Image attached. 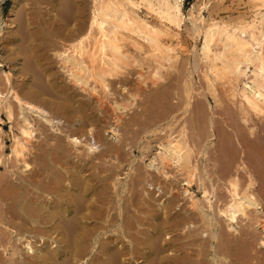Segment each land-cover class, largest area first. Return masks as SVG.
<instances>
[{
    "label": "bare ground",
    "instance_id": "1",
    "mask_svg": "<svg viewBox=\"0 0 264 264\" xmlns=\"http://www.w3.org/2000/svg\"><path fill=\"white\" fill-rule=\"evenodd\" d=\"M23 1L12 0L4 22L11 30L3 36V47L9 55L0 61V264H207L209 261L226 264L225 258L217 260V252L208 259L209 253L204 249L208 248L211 238H216L211 231L201 230L199 239L185 244L171 241L185 222L179 214L169 216V211L163 216L159 213L156 208H161L164 203L156 200V194L147 193L148 198L152 197L157 203L156 211H148L155 225L150 224L148 217L135 216L130 207L145 205L147 198H140L138 193L150 190L151 194L158 192L161 195L164 191L162 183L167 180L168 173L156 167L157 164L180 169L185 174L184 185L190 187L201 159L205 158L206 163L212 160L218 127L226 134L229 131L236 140H239V131H244L251 144L264 141L262 22L258 32L254 28L255 21L232 29L223 27L224 23L207 22L210 25L204 28L201 27L204 25H197L198 19L189 16L194 22L191 23L194 25L191 35L196 40L198 37L203 39L200 50L208 63L203 73L206 89L202 94H195L196 80L191 76L201 66L195 61L193 49L187 56L184 83H179L178 74L168 76L169 79L164 74V70L167 72L166 69L178 62L179 35L171 33L170 28L180 29L183 25L186 16L181 11L182 0H156L155 9L148 10H152L156 23L141 18L139 4L131 0H35V19L30 17ZM252 1L259 11L264 8V0ZM199 20L201 23L203 18ZM133 37L147 47L144 54L148 72L145 75L141 67L144 75L138 73L137 83L126 69V73L121 70V65H127L131 54L123 52L120 43L127 40L138 53L141 50L142 45ZM218 42L222 49L213 52L211 45ZM58 45L61 48L58 49ZM18 48L23 54L16 55ZM49 52L55 53L57 62L50 60ZM22 55L24 58H19ZM251 68L252 80L250 84L244 83L239 99L235 94H231L229 100L227 98V104L236 106L235 111L231 107L232 110L227 111L220 95H216L215 83L226 80L232 85L239 76H247L246 72ZM164 79L168 80L165 82ZM226 95L230 94L227 92ZM203 100L208 102L209 110L202 107ZM6 125H9L7 130L4 129ZM104 132H110L114 141H105ZM238 145L244 148L239 141ZM100 146L103 147L100 149ZM242 148L235 155L239 158L237 165H233L235 169L229 166L230 159L228 162L224 158L222 163H227L218 171L229 176L232 168L234 170V176L227 181L229 201L223 209L215 207L217 215L226 223L225 228L227 226L233 234L238 217H247L249 209L263 216L258 224L264 231V205L254 191L255 178L264 170L247 166L243 160L247 151ZM136 150L142 156L141 160L148 151V154L150 150L155 152L148 164L155 173H149L147 169L148 178L137 169L140 167L136 164L138 159L135 154L132 156ZM199 156L201 161L197 165ZM257 159L264 161V151H260ZM213 165L200 166L204 175L214 174L208 169ZM126 168V178L120 182L119 172ZM237 173L247 176L241 193L237 190ZM224 183L222 188L226 189ZM140 186H144V190H139ZM199 189L211 211L210 192L205 186ZM182 192L189 193L187 188ZM189 198L192 201L194 197ZM193 201L190 206L197 210ZM206 211L201 210L199 215L208 228L213 226L214 220ZM110 224L116 225L117 229L110 231L108 242L105 239L101 242L100 232ZM134 224L144 228H134L136 231L131 233L134 226L140 228ZM166 230L169 232L163 238ZM118 232L121 237L128 234L133 237L131 249H124L129 245H125L126 242L125 247L119 245L118 238L114 237ZM188 246L200 250L189 252ZM260 246L264 248V236ZM89 254L94 256L88 260ZM239 263L245 262L240 260Z\"/></svg>",
    "mask_w": 264,
    "mask_h": 264
},
{
    "label": "rangeland",
    "instance_id": "2",
    "mask_svg": "<svg viewBox=\"0 0 264 264\" xmlns=\"http://www.w3.org/2000/svg\"><path fill=\"white\" fill-rule=\"evenodd\" d=\"M90 2V0H87V2ZM131 1H134V3L136 4V3H138L139 4V15H140V17L141 18H144V19H146V20H148L149 22H152V21H154L155 20V22L154 23H156V17L153 15V12H152V10L153 9H155V6L157 5V1L156 0H131ZM137 1V2H136ZM142 3H141V2ZM146 3H145V2ZM150 1H152V3L150 4L149 2ZM155 1V2H154ZM24 2V5L23 6H25L26 5V8H28V10H29V15H30V13H31V15H30V17H33L34 19H35V0H24L23 1ZM140 2V3H139ZM25 3H27V4H25ZM145 3V4H144ZM11 4H12V0H0V28H2V31H1V33H0V61H2V60H5L6 58H8V55H9V52L7 51V50H5V48L3 47V43H4V38L6 37V34L11 30V28L10 27H6V26H4V22L6 21V19H7V16H8V14H9V9H10V6H11ZM23 4V3H22ZM21 4V5H22ZM194 4V5H193ZM206 5V6H205ZM254 5V6H253ZM147 6V8H145ZM191 6H193V9H191L192 7ZM250 7V8H249ZM145 8V9H144ZM149 8H151L150 9V11H148L149 10ZM254 8V9H253ZM182 10V13H183V16L185 17V20L182 22L183 23V25L181 24V26H180V29H176V28H173V27H171L170 28V32L171 33H174V32H176L179 36H178V40H179V42H180V45H179V47H176V54L178 55V58H177V60H178V62H176L177 64L174 66V67H169V69H166L167 70V72H165V70H164V74H165V77H167L168 79H169V77H173V76H175V75H179V83L181 82V81H183V83H184V81L186 80V79H184L185 77V68H186V63L188 62V58L189 57H187L189 54V51L190 50H194V56H195V61H196V63L198 64V65H200L201 67H197L196 68V70H195V72H197V73H195V75L194 76H191V78L192 79H194V80H196V81H194L195 82V91L196 92H194L195 94L197 93V94H202L201 92H203V91H205V89H206V84H205V80H204V77H203V73H204V71H205V65L207 66L208 65V63H206V61L202 58L203 56H202V53H201V50H200V48H201V46H202V41H203V39L201 38V37H198L197 38V40L196 39H194L195 37H192L193 35H191L193 32H192V30H193V28H194V25H192L194 22H192L193 20L192 19H198V21H197V25L198 26H200V25H204V26H201V27H204V28H207L210 24H220V23H224V25H223V27H226V28H230V29H232L234 26H236V27H238V26H240V24H242V25H246V24H248V22H251V21H255V31L256 32H258L259 30H260V28H261V22H262V25L264 26V8H262L260 11L258 10V9H256L255 8V4H254V2L252 1V0H182V8H181ZM256 9V10H255ZM189 10V11H188ZM191 10V11H190ZM258 11V12H257ZM151 12V13H150ZM192 12V13H191ZM189 13V14H188ZM33 14V15H32ZM200 14V15H199ZM256 14V15H255ZM19 15V13L17 14V16ZM199 15V16H198ZM192 18H190V17ZM197 16V17H196ZM203 18V21L200 23V18ZM258 17V18H257ZM14 18V17H13ZM17 18V17H16ZM16 18H14V19H16ZM260 18V19H259ZM263 18V19H262ZM187 19V20H186ZM190 19V20H189ZM208 19V20H207ZM192 20V21H191ZM213 22H212V21ZM262 20V21H261ZM16 21V20H15ZM205 21V22H204ZM216 21H218V22H216ZM207 22H209V23H207ZM212 22V23H211ZM216 22V23H215ZM259 22V23H258ZM16 23H17V21H16ZM192 23V24H191ZM205 23H207V24H205ZM232 23H234L233 25H232ZM228 24V25H227ZM237 24H239V25H237ZM190 25H192L193 27L191 28V26ZM207 25V27H205ZM222 25V24H221ZM227 25V26H226ZM17 26V25H16ZM229 26V27H228ZM258 26V27H257ZM257 27V28H256ZM229 29V30H230ZM263 29H264V27H263ZM3 32V33H2ZM5 33V34H4ZM121 34V36L122 35H124L125 37L127 36V35H125L124 33H120ZM195 35V34H194ZM247 35V34H246ZM3 36H5V37H3ZM120 36V35H119ZM194 39V40H192V38ZM134 38V37H133ZM134 40L135 41H137L139 44H141L142 45V47H141V50L139 51V53H138V50L137 49H135V47H133V45L130 43L129 44V42L127 41V40H125L123 43H120V45H122V51L123 52H128L129 54H131V56H130V58L127 60V65L125 66V65H121V70H122V72H125L124 71V69H126V71L127 72H129L130 74H131V76H130V78L132 77V80H133V82H135V83H137V78H135L136 76H138V73H141L142 75H147L146 73L148 72V69H147V66H145V65H147L146 63H148V60L146 59V56H145V52H146V50H147V47H146V45L143 43V42H141V40H139V39H137V38H134ZM57 41V40H56ZM196 41V42H195ZM18 42H20V41H16V44H19V45H21V42L20 43H18ZM58 43H59V41H57ZM175 42V41H174ZM173 42V43H174ZM15 44V45H16ZM219 44V45H218ZM18 45V47H20ZM67 45V44H66ZM211 47H212V51L214 52L215 50L216 51H218V50H221L222 49V44L220 43V42H218V43H215V44H213V45H211ZM219 47H221V48H219ZM58 49L59 48H61L59 45H58V47H57ZM216 48V49H215ZM57 49V50H58ZM137 50V51H136ZM197 50V51H196ZM18 51V52H17ZM215 51V52H216ZM16 55L17 54H23V52H22V50L20 49L19 50V48L16 50ZM54 52H52V54H53ZM49 55H50V60L51 61H53V63H55V62H57V60H56V56H55V53H54V55H52L51 54V52H49L48 53ZM18 55V56H19ZM139 57H140V59H139ZM19 58H24V56L22 55V56H20ZM197 58V59H196ZM187 59V60H186ZM200 59V60H199ZM130 60V61H129ZM134 60V61H133ZM135 60L137 61V62H135ZM144 60V61H143ZM128 61H129V64H128ZM187 61V62H186ZM201 61V62H200ZM183 63V64H182ZM140 64V65H139ZM203 65V67H202V65ZM125 66V67H124ZM141 67H142V69L143 70H145V73H144V71L141 69ZM175 67H176V70H175ZM145 68V69H144ZM182 69V70H181ZM202 69V70H201ZM6 70V69H5ZM142 70V71H141ZM179 70H180V72H179ZM187 70V69H186ZM200 70V71H199ZM251 70H252V68L251 69H248L247 70V76H239V77H241V78H237L234 82H233V84L231 85V84H229L228 83V81H226V80H223V81H217L215 84H216V87H217V90L219 91H217V94H216V92H215V94L216 95H220L219 97H221V100H222V106L223 107H225L226 109H227V111H229L230 112V109L232 108V109H234L233 111H235V107H234V105H232L231 103H229V104H227L228 103V100H229V98H230V96H231V94H235L237 97H236V99H239V97H240V92L239 91H241V89L243 88L242 86L244 85V83L246 82V84H250V82H251V80H252V74H251ZM199 71V72H198ZM144 74H143V73ZM176 72V73H175ZM249 72V73H248ZM126 73V72H125ZM172 73V74H171ZM181 73V74H180ZM183 73H184V75H183ZM187 73H189V70H188V72ZM186 73V74H187ZM136 74V75H135ZM180 75H181V77H180ZM169 76V77H168ZM249 76V77H248ZM186 77H187V75H186ZM203 77V78H202ZM251 77V78H250ZM198 78V79H197ZM243 78H244V80H243ZM250 78V79H249ZM168 79H164V81L166 82ZM184 79V80H183ZM242 79V80H241ZM135 80V81H134ZM200 82H199V81ZM240 80V81H239ZM202 81H203V83L205 84H203L202 83ZM224 81H225V84H227V85H225V84H223L224 83ZM175 81H173V83H174ZM219 82H220V84H219ZM239 82V84H237ZM242 84V85H241ZM221 85H224L223 87L221 86ZM236 85H238L237 87H236ZM200 86V87H199ZM227 86V87H226ZM229 86V87H228ZM201 87H202V90H201ZM231 87V88H230ZM232 87H234V88H232ZM237 88V90H236V88ZM223 88H225V89H223ZM204 89V90H203ZM222 89V90H221ZM228 89V90H227ZM231 89V90H230ZM146 90H149V88H147ZM221 90V91H220ZM223 90H224V92H223ZM200 91V92H199ZM230 94V95H226L227 94V92ZM233 91V92H232ZM223 93H224V95H223ZM222 94V95H221ZM222 96H223V98L224 99H222ZM200 98H202V97H200ZM227 98H228V100H227ZM203 99V98H202ZM211 98H209V100H210ZM206 102V103H205ZM210 102H211V104L213 105L214 103H213V101H212V99L210 100ZM224 102V103H223ZM226 102V103H225ZM206 104V105H205ZM203 106L202 107H204L206 110L208 109L209 110V106H208V102L206 101V100H203V104H202ZM225 105V106H224ZM226 105H227V107H226ZM229 105V106H228ZM231 107V108H230ZM230 108V109H229ZM135 109H137V108H135ZM231 109V110H232ZM131 111V110H130ZM129 111V112H130ZM128 112V113H129ZM9 126V125H8ZM8 126L6 125L5 127H4V129L5 130H7L8 129ZM227 130H229V129H227ZM216 139H215V142H214V145H213V147H216L212 152H213V154H212V160H211V162H209V163H206L207 161L205 160V158L204 159H201L202 160V162H200L201 160H199L200 159V157L201 156H199V158L197 159V165H198V162H200L199 164L200 165H198L197 166V171L199 170V172H197L196 171V177H194V182H193V184L190 186V187H187L186 185H184L185 184V182H184V180H185V174H184V172H181L180 171V169L178 170V168H176L174 165H171L172 167L170 168L169 166H160L159 164H157L156 165V167H161V169H163V171H165L166 173H168V178H170V180L167 178V183H166V181H164L163 180V182L164 183H162V187H164V191L161 193V195H160V193L158 194V192H156V193H153V194H151L149 191L150 190H148V192H146L147 190L146 189H148V187H146L145 188V192L143 191V193H138L139 195H141V197L140 198H147L146 199V203H144L145 205L144 206H142V205H140V207H139V205L138 204H134L133 205V207H130V211H131V213H133L135 216H140V217H148L149 219H151L150 220V224L151 225H155L156 224V222H153V220H152V216L150 215V212H152L153 210L154 211H156V209H157V211L160 213H162V215L164 216V213H168L169 211V213L167 214V215H169V216H171L172 214H179L181 217H183V219H184V222H185V224L183 223L181 226H180V229H178L177 230V234L176 233H174V237H171L170 239H171V241H174V240H176L177 241V243L178 244H185V243H188V242H190V240H192V239H194V238H196V239H199V236H201V233H202V231H208V232H210L211 231V233L213 232L214 234H215V236H216V238H215V240L214 239H210V241H209V243L210 244H207L208 245V248L206 247L204 250L205 251H207L208 253H209V256H208V259L210 260V258H213L212 256L214 255V252H217L218 254H217V256L219 257V259H217L218 261H220V260H222V259H226V264H240L239 262H240V260L241 261H244L245 263H243V264H251V263H253V264H264V248H261V246H260V240L262 239V237L264 236V231L261 229V227L259 226V224H258V222L261 220V218L263 217V216H261L260 214H257L253 209H249V210H247V217H242V216H239L238 217V219H237V222H236V224H235V232H234V234H233V232H230L228 229H227V226H226V228H225V221H224V219L221 217V216H219V215H217V212H218V210H217V208L218 209H223L224 207H225V205L227 204V202L229 201V199H230V196H229V193H228V184H227V181L229 180V179H231L232 178V176H234V175H232V174H234L233 172H234V170H233V168L235 169V167L234 166H236L237 164L236 163H238V161H239V158H238V156H235V155H238V152L240 151V149L242 148L241 146H239L238 145V141L239 142H241L242 143V145H244L243 147L246 149L245 151H247V153H246V156L245 155H243V156H245L244 157V161H246V163H247V166H251V167H257L258 166V169H263L264 170V161H262V162H259V161H257L258 159V157H259V155H260V151H264V141L261 143V142H259V143H255V145L254 144H251L250 142H249V140H248V138H247V135L245 134V132L244 131H239V140H236V138L235 137H233V135L229 132V131H227V134H226V132L224 133V132H222V130L218 127L217 129H216ZM222 132V133H221ZM105 134H103V138L105 139V141H107V142H112V141H114L113 139V136H112V134L110 133V132H104ZM121 133V132H120ZM219 133V134H218ZM223 134V135H222ZM243 134V135H242ZM223 137V138H222ZM226 137V138H225ZM246 137V138H245ZM234 138V139H233ZM224 139V140H223ZM225 139H226V141H225ZM231 139V140H230ZM220 140V141H219ZM104 141V140H103ZM146 141H148V140H146ZM222 141V142H221ZM225 141V142H224ZM230 141V142H229ZM232 141V142H231ZM244 141V142H243ZM218 142V143H217ZM217 143V144H216ZM222 144V145H221ZM224 144V145H223ZM237 144V145H236ZM246 144H247V146H246ZM239 146V147H238ZM101 147H103V146H100L99 148L101 149ZM249 147H250V152H249ZM254 147V148H253ZM261 147V148H260ZM223 148H225V149H223ZM232 148V149H231ZM244 148H242V149H244ZM253 148V149H252ZM252 149V150H251ZM221 150V151H220ZM228 150H229V152H228ZM239 150V151H238ZM254 150V151H253ZM154 151H158L157 149L155 150V148H154ZM153 150H152V152H151V150H150V153L148 154V152H147V154H145L146 156V158L143 156V158L144 159H140V157H142V156H140V153L136 150V151H134V153L132 154V156L134 155L135 157H137V162H136V164H137V166H140V167H137V169H138V171H140L141 173H143V176H144V178H145V176H146V178H148L149 177V174L147 173V174H145L146 172H148V171H150L149 173H155V170L153 169V168H150L149 167V162H150V160H151V158L153 157V153H155ZM258 151V152H257ZM231 153V154H230ZM233 153V154H232ZM257 153V154H256ZM214 154L216 155L215 157H214ZM219 154V155H218ZM222 154V155H221ZM227 154V155H226ZM229 154V155H228ZM259 154V155H258ZM217 156L219 157V159L217 158ZM226 156V157H225ZM229 156V157H228ZM231 156V157H230ZM242 156V157H243ZM150 159H149V158ZM224 158L229 162V159H230V162H229V166H232L233 168H232V173L229 175V176H226V175H223L221 172H218V171H221L222 170V168H223V164H225V163H227V161L226 162H224V163H222L223 161H224ZM234 158V159H233ZM216 159L218 160V161H216ZM215 160V161H214ZM219 160H220V162H219ZM222 160V161H221ZM232 160V161H231ZM214 161V162H213ZM144 162V163H143ZM206 164H205V163ZM142 165H145V166H142ZM230 163H231V165H230ZM257 163V164H256ZM203 164V165H202ZM208 164L209 165H217V167H216V165L214 166L213 165V167H211V166H209L208 167V169L209 170H211L212 169V171H213V173L214 174H211L210 176H206V175H204V172L202 171V169H201V167L200 166H203V167H205V166H208ZM219 164H221V165H219ZM253 164V165H252ZM263 166H262V165ZM170 165V164H169ZM234 165V166H233ZM222 166V167H221ZM144 167H146V168H144ZM165 167V168H164ZM221 168V169H219L218 170V168ZM262 167V168H261ZM144 168V169H143ZM167 168H170V169H168L167 170ZM217 170H216V169ZM123 169V168H122ZM147 169H148V171H147ZM177 169V170H176ZM214 169V170H213ZM2 170V168H0V172H2L1 171ZM172 170V171H171ZM174 170V171H173ZM201 170V171H200ZM175 172V173H174ZM176 172H178V173H176ZM201 172H202V174H201ZM119 173H121V176H120V178H119V180H120V182L121 181H123V179L125 180V178H126V176H125V173H127V168L126 169H124V170H121ZM170 173V174H169ZM174 173V174H173ZM145 174V175H144ZM179 174V175H178ZM261 174V175H260ZM124 175V176H123ZM182 177H181V176ZM199 175V176H198ZM201 175H203V177H201ZM212 175H214V176H216V177H218V178H216V177H212ZM217 175H220V176H217ZM243 175V176H242ZM148 176V177H147ZM174 176H175V178H174ZM180 176V177H179ZM226 176V177H225ZM237 178H238V186H237V190H238V192L239 193H241L242 191H243V189H244V187H245V183H246V181H247V176L245 175L244 176V174H242V173H237ZM240 176V177H239ZM174 179H173V178ZM209 177H211L210 179H209ZM221 177V178H220ZM246 177V178H245ZM202 180H201V179ZM208 178V179H207ZM217 180H216V179ZM220 178V179H219ZM173 179V180H172ZM198 179V180H197ZM213 179V180H212ZM225 179V180H224ZM256 180V183H255V188H254V191H255V193L257 194V196L259 197V199H261V201L263 202V205H264V182H261L260 180H263L264 181V173H258V177H256L255 178ZM175 180H176V182H175ZM206 180V181H205ZM207 180H209V182H207ZM216 180V182L215 183H217V184H215L214 183V181ZM219 180V181H218ZM168 181L170 182V183H168ZM200 181V182H199ZM223 181V182H222ZM224 181H225V183H224ZM174 182V183H173ZM182 182V183H181ZM184 182V183H183ZM205 182H207V183H205ZM211 182L213 183V184H215V185H212L211 184ZM220 182H222V183H224L225 185L227 184V186L226 187H224V188H226V189H223L222 187H223V184L222 183H220ZM171 183L173 184L172 186H169V185H171ZM178 183V184H177ZM204 184L203 186L202 185H197V184ZM222 184L221 186L219 185V184ZM145 184V183H144ZM165 184V185H164ZM169 184V185H168ZM178 185V186H177ZM180 185V186H179ZM207 185H208V187H207ZM217 185H219V186H217ZM174 186H176V187H174ZM205 186V189L207 190V191H209L210 192V196H209V198H210V200L212 201V209H214V210H212L211 209V211H210V209L208 208V203H207V201L204 199V198H202L201 196H202V193H201V190L199 189L200 187H204ZM165 187H167V188H165ZM170 187V188H169ZM198 189H197V188ZM210 187V188H209ZM211 187H212V189H211ZM140 188H141V190L144 188V186H140V187H138V189L140 190ZM188 189V192L189 193H187V195H186V193L185 192H182V191H185V189ZM215 188H216V190H215ZM218 188V189H217ZM242 188V189H241ZM258 188V189H257ZM262 188V189H261ZM168 189V190H167ZM180 191H179V190ZM182 189V190H181ZM184 189V190H183ZM190 189V190H189ZM210 189V190H209ZM214 189V190H213ZM241 189V190H240ZM144 190V189H143ZM172 190V191H171ZM174 190V191H173ZM227 192H226V191ZM177 191V192H176ZM142 192V191H141ZM184 194V195H182V193ZM147 193H148V195L150 194L151 196L152 195H155L156 194V200H160L161 201V203H164V205L161 207V208H159V206H157V203L156 202H153V198L151 197V199H152V202H151V199H149L150 198V196H147ZM164 193V194H163ZM176 194V195H175ZM214 194V195H213ZM145 195V196H144ZM173 195V196H172ZM147 196V197H146ZM190 196H192V201H191V199L189 198ZM211 196H213V197H211ZM222 196V197H221ZM149 197V198H148ZM170 197L172 198V199H170ZM175 197H177V198H175ZM190 200H189V199ZM166 200V201H165ZM169 200V201H168ZM193 200H195V202H196V204H197V206H198V209L197 210H192V206H190L191 205V203L192 202H194ZM164 201V202H163ZM185 201V202H184ZM191 201V202H190ZM166 202V203H165ZM206 202V203H205ZM215 202V203H214ZM147 203H149V204H147ZM169 203V204H168ZM190 203V204H189ZM226 203V204H225ZM147 204V205H146ZM177 204V205H176ZM138 205V206H137ZM150 205V206H149ZM153 205V207H151ZM204 207V209H202V206ZM217 205V206H216ZM155 206V207H154ZM156 206H157V208H156ZM174 206V207H173ZM190 206V207H189ZM137 207H139V208H142V207H145V208H142V212H139V208H137ZM182 207V208H181ZM189 207V208H188ZM215 207H217V208H215ZM132 208V209H131ZM135 208V209H134ZM156 208V209H155ZM166 208V209H165ZM167 208H170V209H167ZM186 210H185V209ZM206 208H208L207 210L208 211H206L205 209ZM144 209H146V211L144 210ZM151 209V210H150ZM161 209V210H160ZM162 209H164V210H162ZM177 209V210H176ZM183 209V210H182ZM150 210V212H148ZM185 210V211H184ZM201 210H204V211H206V212H208V214L210 215V214H212V215H210V217H213V226H211V227H208L207 228V226H206V224H205V221H203L202 219H201V217H200V215H199V213L201 212ZM180 211V212H179ZM217 211V212H216ZM173 212V213H172ZM136 213V214H135ZM141 213H143V214H141ZM144 213H146V214H144ZM196 213V214H195ZM139 214V215H138ZM147 214H149V215H147ZM188 216V217H187ZM217 216V217H216ZM187 218V219H186ZM248 218V219H247ZM199 219H201V220H199ZM260 219V220H259ZM144 221H146V220H144ZM189 221V222H188ZM195 223V224H194ZM187 224V225H186ZM215 224V225H214ZM111 225H112V227H111ZM134 225H137V226H139L140 228H136V226H134ZM133 226V228L129 231V232H131V233H134L135 231H134V228L135 229H143L144 227H142V226H140L139 224H134ZM185 225H186V227H185ZM191 225V227L190 228H192V229H190V231H188L189 229H187V227L188 226H190ZM250 225V226H249ZM195 226V227H194ZM204 226V227H203ZM215 226V227H214ZM183 227L185 228V229H183ZM217 227V228H216ZM111 228V229H110ZM114 228V229H113ZM102 229V228H101ZM116 230L117 229V227H116V225L114 226L113 224H110V227L109 226H107V227H104L103 228V231L101 230V235H102V237H101V242H103V240L105 239L106 241L107 240H109V238L111 237V233L112 232H110L111 230ZM205 229V230H204ZM214 229V230H213ZM185 230V231H184ZM187 230V231H186ZM202 230V231H201ZM217 230V231H216ZM132 231H134V232H132ZM183 231V232H182ZM193 233H192V232ZM228 231V232H227ZM166 232H169L168 230H166V231H164V233H163V238L165 237V233ZM171 232V231H170ZM185 232H187V233H185ZM200 232V233H199ZM104 233H106L107 235H103ZM212 233V234H213ZM222 233V234H221ZM170 234V233H169ZM180 236H179V235ZM181 234H182V236H181ZM175 235H177V237L175 236ZM108 236H109V238H108ZM119 236V237H118ZM135 237H136V235H134ZM170 236H173V235H170ZM185 236V237H184ZM115 237V239L116 238H118L117 239V241L120 243L119 245H123V247H125V245H128V246H126L124 249L125 250H129V249H131V248H129L130 246H131V242H132V239H133V237L132 236H130L129 234L125 237L124 235L121 237V235L119 234V232L114 236ZM120 237H121V239H120ZM167 237H169L168 235H167ZM124 238H126V239H124ZM130 240H129V239ZM166 238V237H165ZM179 238V239H178ZM185 239V240H183V239ZM189 238V239H188ZM201 238V237H200ZM208 238H210V237H208ZM120 240V241H119ZM125 240V241H124ZM128 240V241H127ZM182 240V241H181ZM187 240V241H186ZM219 240V241H218ZM184 241V242H183ZM108 242V241H107ZM124 242H126V244L124 245ZM220 243V245L219 246H217L216 244L214 245V243ZM123 243V244H122ZM128 243V244H127ZM227 244H229V247H227ZM212 245V246H211ZM211 246V247H210ZM215 246V247H214ZM195 247V248H194ZM194 247H186V248H189V252H198L199 250H200V248L199 247H197V249H196V246H194ZM216 247H217V249H218V251H216ZM220 247V248H219ZM222 247V248H221ZM214 248V249H213ZM190 249H192V250H195V251H192V250H190ZM199 249V250H198ZM222 249V250H221ZM198 250V251H197ZM215 250V251H214ZM230 250V251H229ZM220 251V252H219ZM212 252V253H211ZM224 252V253H223ZM229 252V253H228ZM220 253V254H219ZM220 255V256H219ZM222 255V256H221ZM90 256H94V254H89L86 258L89 260V259H91L92 257H90ZM211 256V257H210ZM236 256H238V257H236ZM242 256V257H241ZM221 257V258H220ZM227 257V258H226ZM236 257V258H235ZM244 257V260L243 259H241V258H243ZM85 258V259H86ZM239 260V261H238ZM210 262H211V264H220V262H213V261H209L207 264H210ZM255 262V263H254Z\"/></svg>",
    "mask_w": 264,
    "mask_h": 264
}]
</instances>
